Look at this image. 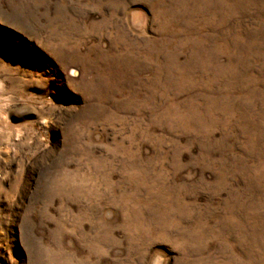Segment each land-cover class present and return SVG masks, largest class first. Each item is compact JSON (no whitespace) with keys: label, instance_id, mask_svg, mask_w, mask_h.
Here are the masks:
<instances>
[{"label":"rangeland","instance_id":"1","mask_svg":"<svg viewBox=\"0 0 264 264\" xmlns=\"http://www.w3.org/2000/svg\"><path fill=\"white\" fill-rule=\"evenodd\" d=\"M0 264H264V0H0Z\"/></svg>","mask_w":264,"mask_h":264},{"label":"bare ground","instance_id":"2","mask_svg":"<svg viewBox=\"0 0 264 264\" xmlns=\"http://www.w3.org/2000/svg\"><path fill=\"white\" fill-rule=\"evenodd\" d=\"M74 73H75V71L73 70V71H72V74H74Z\"/></svg>","mask_w":264,"mask_h":264}]
</instances>
